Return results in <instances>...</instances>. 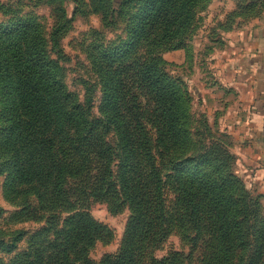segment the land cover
Returning <instances> with one entry per match:
<instances>
[{
  "label": "trees",
  "instance_id": "16d2710c",
  "mask_svg": "<svg viewBox=\"0 0 264 264\" xmlns=\"http://www.w3.org/2000/svg\"><path fill=\"white\" fill-rule=\"evenodd\" d=\"M237 1L233 19L264 11V0ZM209 3L113 0L111 12L93 10L105 27L129 19L118 43L92 48L96 117L95 97L82 104L64 82L60 31L49 50L27 22L0 27V177L14 200H34L27 221L44 223L25 251L0 264H95L89 252L109 232L83 207L90 200L115 213L131 210L120 253L100 264H143L147 250L178 226L195 234L193 252L151 264H195L197 250L202 264H264V221L253 193L231 172L229 149L194 140L185 82L163 68L161 53L184 46ZM11 233L0 238L9 255L26 238L24 229Z\"/></svg>",
  "mask_w": 264,
  "mask_h": 264
},
{
  "label": "rangeland",
  "instance_id": "374dc122",
  "mask_svg": "<svg viewBox=\"0 0 264 264\" xmlns=\"http://www.w3.org/2000/svg\"><path fill=\"white\" fill-rule=\"evenodd\" d=\"M230 2L210 0L207 8L200 12L197 28L184 46L181 49L163 51L161 58L164 61L163 68L170 75L185 82L184 88L189 93L190 100L188 127L194 140L203 142L204 145L211 143L216 151L227 152L229 149L233 155L231 172L253 193L250 197L255 198V203L259 206L260 220L264 221V195L259 193L257 182L249 168L243 166L244 155L236 153L229 133V115L237 99L226 86L233 73H229L231 71L225 66L228 63L227 42L231 41V33L240 30L257 17L248 21L241 16L231 18L230 14L237 12L238 1ZM112 3L113 0H0V27L27 22L40 30L49 50L52 48V33L60 31L59 63L64 70V82L82 104L90 95L95 97L91 109L93 117L100 112V91L99 87L95 88L98 83L93 69L92 48L107 43L112 46L128 31L129 19L126 17L120 18L118 24L105 27L101 14L93 13L95 8L111 12ZM230 25L231 28L227 29ZM2 105L0 94V115L5 112ZM175 196L176 193L171 189L167 192L169 208L173 207ZM33 204V199L14 200L7 191L5 176L0 177V238L8 240L12 230L26 231V238L13 255L0 251V262L9 263L17 254L25 251L31 236L44 228L41 221H27L26 212L33 209ZM83 207L109 232L89 252V259L100 264L105 256H116L120 253L131 219V210L126 207L115 213L108 203L96 200L83 203ZM23 209L25 213L22 212ZM187 234L190 237L195 235L193 231H188ZM190 237L185 235L181 227H175L157 248L147 250L149 253L143 264H151V258L160 260L174 253L190 255L193 252ZM43 239L47 238L43 236L40 240ZM202 254L203 252L197 250L190 257V261L202 264Z\"/></svg>",
  "mask_w": 264,
  "mask_h": 264
},
{
  "label": "crops",
  "instance_id": "0c3cea01",
  "mask_svg": "<svg viewBox=\"0 0 264 264\" xmlns=\"http://www.w3.org/2000/svg\"><path fill=\"white\" fill-rule=\"evenodd\" d=\"M246 24L227 42L225 66L233 76L226 86L237 99L228 125L236 153L264 195V13Z\"/></svg>",
  "mask_w": 264,
  "mask_h": 264
}]
</instances>
